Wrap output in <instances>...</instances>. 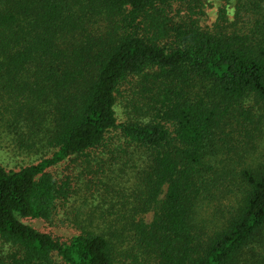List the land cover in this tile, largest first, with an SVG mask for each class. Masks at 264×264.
Returning a JSON list of instances; mask_svg holds the SVG:
<instances>
[{
    "label": "trees",
    "instance_id": "1",
    "mask_svg": "<svg viewBox=\"0 0 264 264\" xmlns=\"http://www.w3.org/2000/svg\"><path fill=\"white\" fill-rule=\"evenodd\" d=\"M173 1L0 0V121L25 130L20 148L51 150L15 169L0 163V264H114L131 241L138 264H264V162L238 173L244 187L220 227L207 232L201 218L229 172L226 129H264V0H176L175 12ZM134 76L150 85L158 120L118 123L117 94ZM115 132L145 154L141 188L121 211L91 209L64 241L23 221L59 216L71 182L48 169ZM149 211L150 222L137 217Z\"/></svg>",
    "mask_w": 264,
    "mask_h": 264
},
{
    "label": "rangeland",
    "instance_id": "2",
    "mask_svg": "<svg viewBox=\"0 0 264 264\" xmlns=\"http://www.w3.org/2000/svg\"><path fill=\"white\" fill-rule=\"evenodd\" d=\"M215 6L207 10V17L204 19L206 26L214 22ZM172 9L173 12L176 11V0L173 1ZM94 23L97 21L91 20L88 24ZM150 88L142 76L130 77L121 85L115 108L118 123L128 120L150 121L156 117L146 107L149 103L148 99L151 101L153 97ZM6 117L7 114L2 116L5 123L0 121V163L6 169L37 163L41 158L49 156L51 152L49 147L43 152H31L20 148V139L17 138L22 133L24 135L25 130L22 132L20 127L15 129L14 125L7 123L9 118L6 120L4 119ZM158 119L155 118V120ZM168 129L171 131L172 127L169 125ZM254 130L249 132L243 123L239 126L234 123L232 129L230 127L226 129L227 132H231L232 136L229 143L231 148L225 155L228 159L229 172L216 181L207 195V200L202 202L201 218L204 219L203 225L207 232L222 225L225 218L232 212L237 198L240 197L244 186L240 184L238 173L244 168H254L264 162V129L262 127ZM35 131L39 133L36 129ZM119 144L118 150L117 145ZM109 152L113 154L109 155ZM115 158L120 165L118 164L114 169L108 165H111ZM144 159L145 154L141 156L139 151L134 152L133 147L128 146L118 132L113 133L112 138L100 149L76 156L48 169L55 178L60 180L69 177L71 182L70 197L59 216L49 223L33 219H23V221L38 230L53 232L55 237L64 241L74 231L79 232L85 227L84 225L88 224L86 215L91 209H95L94 214L95 212L99 214L100 212L96 209L101 208V214L104 213L108 218L114 217V210L118 208L121 211L123 207L121 202L126 198L130 199L131 190H134L136 186L141 188L144 177ZM224 163L223 160L222 164ZM137 173H139V180L132 183ZM108 176L110 179L107 178ZM106 179L109 180L106 182ZM108 182H112V185L109 184L104 188L103 185ZM137 217L150 222L153 212L142 213ZM6 248L8 247L0 241V253ZM141 256L131 241L130 245L118 251L114 264H138L142 262Z\"/></svg>",
    "mask_w": 264,
    "mask_h": 264
}]
</instances>
